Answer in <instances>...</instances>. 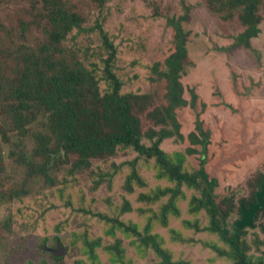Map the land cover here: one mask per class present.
Segmentation results:
<instances>
[{"label":"rangeland","instance_id":"1","mask_svg":"<svg viewBox=\"0 0 264 264\" xmlns=\"http://www.w3.org/2000/svg\"><path fill=\"white\" fill-rule=\"evenodd\" d=\"M217 2L0 0V264H50V255L40 253L35 244L53 248L59 238L87 249L101 236L92 227L100 232L96 215L105 206L117 217L124 213L137 218L130 225L140 224L142 238H155L175 261L186 258L196 264L200 250L204 261L215 264H264L263 214L241 236L244 262L241 257H220L212 246L218 243L229 252L227 244L196 229L210 226L205 209L196 206L203 187L172 179L155 159L131 155V150L98 156L81 168L75 162L46 164L32 149L36 132L45 133L46 123L36 116L28 130L29 122L16 125V118L25 114L11 98L37 82L41 73L51 78L49 73L65 65L75 72L86 67L102 92L118 83L122 95L148 96L151 103L143 104L138 117L142 143L150 146L152 131L162 127L149 115L156 107L168 115L179 95L185 105L175 108L177 120L168 118L166 128L185 140L162 144L167 151L183 153L190 147L193 153L188 150L185 158L192 165L188 171L198 178L194 183L211 187L215 202L216 192L221 196L218 203L226 197L224 191L229 194L234 210L223 211L220 205L222 222L237 221L241 201L259 191L255 179L264 172V3L261 24L248 28L239 19V9L212 11ZM58 5L78 17L71 31L64 32L59 23L52 26ZM112 45L115 56L106 59ZM112 73L120 81L108 84L106 74ZM172 80H178L177 91ZM191 136L199 139L198 145ZM42 165L48 166L46 174L39 169ZM150 198L156 199L157 209ZM172 203L178 210L165 217ZM127 251L134 259L125 258L123 264H162L151 246L140 243ZM142 253L147 260L140 262L136 258ZM68 259L63 264L82 257L70 254Z\"/></svg>","mask_w":264,"mask_h":264},{"label":"trees","instance_id":"2","mask_svg":"<svg viewBox=\"0 0 264 264\" xmlns=\"http://www.w3.org/2000/svg\"><path fill=\"white\" fill-rule=\"evenodd\" d=\"M217 1L216 5L210 8L212 11L231 12L239 9V19L244 26L250 28L261 24L262 16L259 8L264 3V0ZM51 19L52 26L59 23L64 32L71 31L73 26H78L79 23L78 17L75 14H71L62 5L55 6L54 16ZM101 33L104 39L108 41L107 33L104 30ZM55 36L59 37V34L57 33ZM114 56L115 49L112 45L109 56L106 59H112ZM47 74H39L37 82L31 83L27 89H19L11 96L15 106L22 111L20 114H25L23 119L20 116L16 118V125L29 122V128L25 129L28 130L31 128V122L35 121L33 118L36 116L47 125L45 133H39L38 135L36 132L35 137L37 139H35L32 148L34 154L40 153L42 155L41 160L46 164L50 161L59 166L62 162H75V168L90 165L98 156L127 155V150H131V155L145 157L148 160L155 159L172 179L189 184L192 188L203 187V196L200 202L197 204L195 202V204L198 208L205 209L210 218V226L197 227L196 229L216 234L222 242L227 244L230 248L229 252L221 249L217 245L218 243L212 246V249L220 257L227 256L230 259L241 257L244 262L245 252L241 247V236L244 229L250 227L239 229L237 222L242 217V206L245 210H248L250 205L256 204V194L251 199H243L241 201L242 206H239L237 221L228 222V220L225 221L224 219V222H222L220 205L223 204V211L234 210L233 204L228 200L232 197H228L229 194L227 195L224 191L226 197L218 203L217 197L221 196L216 192L215 202V194L210 189L211 187L194 183L198 178L191 175L190 171H188V169L192 168V165L186 163V160L189 161V159L185 158V153L188 150L193 153L190 147L183 153L180 149L167 151L162 144L163 142L176 141L179 144V140H185L181 135L171 131L166 126L169 123L168 118L172 121L174 120V122L177 120L176 115L178 113L175 112V108L183 107L186 100H183L179 95L175 96L172 99V106L168 115H165L159 107H156L151 112L150 118L162 129L160 131L152 129L151 145L147 146L142 143L143 133L141 120L138 116L144 110L143 104L151 103L150 100L148 101V96L137 93L122 95L121 87L118 83L110 91L102 92L94 74L86 67L75 72L74 68L65 65L59 72L49 73L52 76L51 78H46ZM113 77V73L112 75L106 74V80L104 81H107L108 84L115 82V80L120 81L117 77L115 80L112 79ZM172 81H174L177 91L178 80ZM42 108L45 110H42ZM45 111L47 116L44 115ZM191 137L192 139L195 138L194 145H198L199 139L195 136ZM46 167L48 166L42 165L39 169L46 174ZM262 181L264 182V172L260 171L255 179V185L259 190L260 182ZM217 186L218 179L216 177V189ZM170 192L173 193V190H170ZM124 196L126 198V195ZM152 201H155L152 207L157 209L158 203L156 199L150 198L149 202ZM177 210L178 208L172 203L164 211V216L175 215ZM261 214L264 215V209L256 213L253 219L254 227ZM116 215L110 206H105L100 210L96 215V219L101 222L102 227L105 225L108 227L106 229L101 227L100 232L97 227H92L101 236L96 242H89V235H87L86 238H88L89 242L87 249L82 248L80 245L76 248L70 240L65 241L60 240V238L53 242L52 245L54 250L58 246H64L58 254L52 252L53 248L47 245L35 244V246H38L40 253L50 255V264H63L65 258L68 259L70 254L82 257L79 261L71 260L74 264H106L107 262L116 263L117 261L119 264H123L125 258H131L127 255L128 246L134 247L140 243L146 247L151 246L156 255L161 257L162 264H191L190 260L186 258L175 261L169 252L163 250L162 246L159 245V241H156L155 238L148 235L142 238L138 232V225L140 226V224L130 225L131 221L137 218H129L124 213L119 217ZM186 227H192V222ZM260 229L264 232V223L260 226ZM120 231H123L124 234ZM103 241L113 242L114 245L109 247ZM196 254V264H215L211 260L204 261L203 257L205 255L200 250L196 251ZM145 255V253H142L136 259H139L140 262L145 261L147 260ZM133 259L134 257L132 256L130 260Z\"/></svg>","mask_w":264,"mask_h":264},{"label":"water","instance_id":"3","mask_svg":"<svg viewBox=\"0 0 264 264\" xmlns=\"http://www.w3.org/2000/svg\"><path fill=\"white\" fill-rule=\"evenodd\" d=\"M256 204H252L249 206L248 210L242 209V217L237 222V227L239 229H244L246 227H253V219L256 216V213L261 209H264V182L260 183V190L256 193ZM52 252L58 254L61 252V247L58 246L57 249L51 250Z\"/></svg>","mask_w":264,"mask_h":264}]
</instances>
